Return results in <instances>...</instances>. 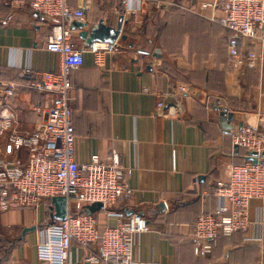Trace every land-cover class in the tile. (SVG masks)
<instances>
[{
	"label": "crops",
	"instance_id": "1",
	"mask_svg": "<svg viewBox=\"0 0 264 264\" xmlns=\"http://www.w3.org/2000/svg\"><path fill=\"white\" fill-rule=\"evenodd\" d=\"M68 3L84 8L83 23L102 19L116 26L118 0ZM169 11L148 5L128 19L123 9L124 24L129 20L132 30L125 41L118 40V52L104 55L100 66L85 52L82 66L71 72L74 161L82 164L93 155L104 159L114 153L131 171L132 195L108 211L122 212L125 219L137 213L146 221L148 231L136 238L133 252L140 262L264 264V209L262 242L256 245L232 236L203 258L191 238L199 214L216 207L215 182L225 180L229 166L242 161L230 134L259 126L263 119L264 44L250 47L258 57L255 69H230L224 28ZM52 25L28 7H0V79L17 85L11 108L23 132L39 128L32 109L46 98L26 89L18 76L23 69L57 71L58 56L44 49ZM71 32L73 47H84L78 31ZM180 86L186 91L180 93ZM4 143L0 138V146ZM18 157L26 163L24 150ZM256 206L250 209L252 220ZM93 215L98 228L115 226L107 212ZM47 222L43 203L1 214L0 264H41L36 246ZM83 255L72 243L69 260L80 262Z\"/></svg>",
	"mask_w": 264,
	"mask_h": 264
},
{
	"label": "built area",
	"instance_id": "2",
	"mask_svg": "<svg viewBox=\"0 0 264 264\" xmlns=\"http://www.w3.org/2000/svg\"><path fill=\"white\" fill-rule=\"evenodd\" d=\"M13 8L28 7L53 22L46 37L45 51L59 58L56 72L36 74L23 69L19 79L30 91L46 99L33 107L40 126L32 132L19 129L11 108V98L17 87L0 79V215L14 209L34 208L43 203L48 213L52 207L44 201L54 197L66 200V216L61 222H49L39 230L36 246L41 264H154L134 257L136 238L148 231L146 221L137 213L126 219L122 212L109 207L132 195L125 169L117 154L101 159L90 157L86 163L74 161V130L70 75L83 64V54L91 53L94 63L118 52L119 43H92L74 48L69 25L81 22L84 8L71 7L69 0H4ZM128 19L135 18L143 6L156 9H177L215 23L228 31L226 61L230 69H255L258 57L250 47L264 44V0H120ZM124 18V17H123ZM180 93L186 88L180 86ZM162 103L158 104L161 107ZM259 126H245L230 134L232 144L256 153V162L231 165L225 180L215 182L216 207L211 214H201L192 232V243L200 257H207L217 240L235 233L244 235V242L261 243L260 233L264 209V115ZM24 150L27 161L18 153ZM76 206L72 212L71 202ZM100 203L103 211L116 220L112 228L100 229L93 214L84 208ZM255 217L250 218L252 204ZM53 214V211L52 213ZM72 243L83 252L80 262L69 260Z\"/></svg>",
	"mask_w": 264,
	"mask_h": 264
},
{
	"label": "water",
	"instance_id": "3",
	"mask_svg": "<svg viewBox=\"0 0 264 264\" xmlns=\"http://www.w3.org/2000/svg\"><path fill=\"white\" fill-rule=\"evenodd\" d=\"M123 16L117 18L116 26L108 25L104 20L100 19L95 24L89 25L83 22H72L70 24L71 31H78L77 38L84 42L85 46H89L92 43H108L111 44L118 40H126V37L122 35V26L124 24ZM141 53H144L141 51ZM156 57V54H153ZM223 116H228L226 112ZM241 127V124H239ZM264 157V154L261 155ZM256 153L252 152L246 158L247 161L252 163L256 162ZM51 207L53 209V214L51 215L54 222H61L66 216V200L64 197H54L50 199ZM103 207L100 203H94L90 206L84 208L85 214H94L96 212L102 211ZM30 230H34L31 228ZM28 231V230H25Z\"/></svg>",
	"mask_w": 264,
	"mask_h": 264
},
{
	"label": "trees",
	"instance_id": "4",
	"mask_svg": "<svg viewBox=\"0 0 264 264\" xmlns=\"http://www.w3.org/2000/svg\"><path fill=\"white\" fill-rule=\"evenodd\" d=\"M175 1H177V2H179V3H182V1H184V0H175ZM4 0H0V7H1V5H4ZM170 11V13H172V12H174V13H179V14H188V13H184V12H182V11H179V10H177V9H169ZM123 14V6L121 5V2H120V0H118V15L119 16H121ZM118 16V17H119ZM124 30H123V32H122V35H124L125 37H126V39H127V37L128 36H130L131 35V30H132V27H131V24L129 23V20L128 21H126L125 22V24H124ZM225 30V29H224ZM227 33H225L226 34V37L228 38V36H229V33H228V31L227 30H225ZM226 38V39H227ZM226 42H227V40H226ZM38 93V92H37ZM237 149L239 150L238 152H239V156H240V159L242 160L240 163H238V164H243L245 161H246V156H247V154H246V151L243 149V148H241V147H237ZM44 203H46L48 206H50L51 207V202H50V199H46L45 201H44ZM52 211H53V209H50L49 210V212L47 213V217L49 218V222H53V220H52V217H51V213H52ZM100 212V211H99ZM214 212V210H212V211H209V212H206V213H201V214H211V213H213ZM201 214H199V216L201 215ZM94 216V215H93ZM198 216V217H199ZM197 217V218H198ZM197 218H196V220H197ZM196 220H195V222H196ZM49 222H47L46 224H43V226H41V228L42 227H45ZM195 222H194V224H193V228H192V232H193V230H194V226H195ZM232 236H240V238H241V240H242V242L243 243H246V244H254V245H256V243H249V242H244V240H243V237H244V235L243 234H241V233H235V234H233V235H231V236H229V237H221V238H219L218 240H217V242H216V244H215V246L212 248V251L214 250V248L217 246V244L221 241V240H224V239H229V238H231ZM12 244H14V243H12ZM212 251H211V253H210V255L212 254Z\"/></svg>",
	"mask_w": 264,
	"mask_h": 264
},
{
	"label": "rangeland",
	"instance_id": "5",
	"mask_svg": "<svg viewBox=\"0 0 264 264\" xmlns=\"http://www.w3.org/2000/svg\"><path fill=\"white\" fill-rule=\"evenodd\" d=\"M75 206H76V203L72 201L71 204H70V209H71L72 212L74 211Z\"/></svg>",
	"mask_w": 264,
	"mask_h": 264
}]
</instances>
